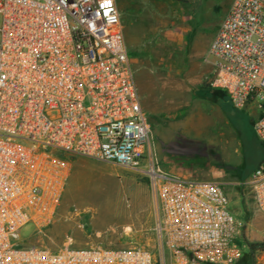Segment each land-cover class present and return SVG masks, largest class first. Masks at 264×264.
<instances>
[{
    "label": "built area",
    "instance_id": "2783aa9c",
    "mask_svg": "<svg viewBox=\"0 0 264 264\" xmlns=\"http://www.w3.org/2000/svg\"><path fill=\"white\" fill-rule=\"evenodd\" d=\"M0 264L231 262L237 235L223 184L161 168L120 29L116 0H0ZM208 85L256 107L264 143V0H232L207 49ZM143 174L155 254L141 247L20 246L48 224L75 158ZM264 215V162L245 182Z\"/></svg>",
    "mask_w": 264,
    "mask_h": 264
},
{
    "label": "rangeland",
    "instance_id": "374dc122",
    "mask_svg": "<svg viewBox=\"0 0 264 264\" xmlns=\"http://www.w3.org/2000/svg\"><path fill=\"white\" fill-rule=\"evenodd\" d=\"M117 1L123 4L120 29L161 168L223 184L237 235L226 258L231 262L217 264H264V253L243 256L240 232L255 217L264 218L245 184L264 162V143L255 138L249 114L207 86L208 45L232 0ZM155 218L143 174L78 157L69 163L50 222L38 229L26 224L17 243L50 251L66 245L136 246L155 254Z\"/></svg>",
    "mask_w": 264,
    "mask_h": 264
},
{
    "label": "crops",
    "instance_id": "0c3cea01",
    "mask_svg": "<svg viewBox=\"0 0 264 264\" xmlns=\"http://www.w3.org/2000/svg\"><path fill=\"white\" fill-rule=\"evenodd\" d=\"M116 4H117L118 11L122 9L123 4H121L120 1L116 0ZM119 16H120V11H119ZM247 113L249 114V117L252 121L255 118H257V116L259 115L257 108L253 106L249 108ZM169 172L174 173L184 178H190L189 176H187L185 173H183L180 170L169 171ZM243 238L249 242L263 241L264 240V218L257 216L254 219H252L249 223H247L245 226V229L243 230ZM82 247H85V246H82ZM243 248L245 249L244 242H243Z\"/></svg>",
    "mask_w": 264,
    "mask_h": 264
},
{
    "label": "trees",
    "instance_id": "16d2710c",
    "mask_svg": "<svg viewBox=\"0 0 264 264\" xmlns=\"http://www.w3.org/2000/svg\"><path fill=\"white\" fill-rule=\"evenodd\" d=\"M209 87V85H207ZM251 124H252V120H251ZM73 160V159H72ZM241 235L243 237V229L240 231ZM244 242V254L243 256L249 257L250 259H253L254 253H264V240L261 242H249L245 239H243ZM208 263L211 264H217L215 263L213 260L210 261V258H206Z\"/></svg>",
    "mask_w": 264,
    "mask_h": 264
}]
</instances>
